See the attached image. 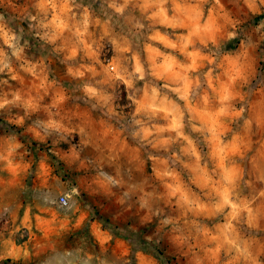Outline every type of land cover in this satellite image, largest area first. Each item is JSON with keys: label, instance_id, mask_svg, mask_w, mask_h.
<instances>
[{"label": "clouds", "instance_id": "clouds-1", "mask_svg": "<svg viewBox=\"0 0 264 264\" xmlns=\"http://www.w3.org/2000/svg\"><path fill=\"white\" fill-rule=\"evenodd\" d=\"M142 258L264 264V0H0V262Z\"/></svg>", "mask_w": 264, "mask_h": 264}, {"label": "rangeland", "instance_id": "rangeland-1", "mask_svg": "<svg viewBox=\"0 0 264 264\" xmlns=\"http://www.w3.org/2000/svg\"><path fill=\"white\" fill-rule=\"evenodd\" d=\"M106 211H107V209H100V208L97 209L98 214H99L100 212H106ZM105 219H107V217H105ZM96 235H97V237H99L101 240L103 239V234H102L101 232H97ZM165 255H166V254L161 253V256H160L161 261L164 260ZM0 264H12V261H10V260H5V261H3V262H0ZM141 264H151V261H150L148 258H142V260H141Z\"/></svg>", "mask_w": 264, "mask_h": 264}]
</instances>
